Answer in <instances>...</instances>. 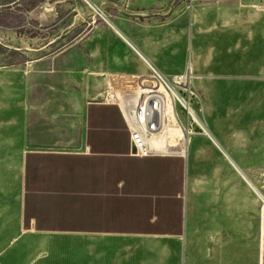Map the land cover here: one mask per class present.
<instances>
[{"label":"crops","instance_id":"1","mask_svg":"<svg viewBox=\"0 0 264 264\" xmlns=\"http://www.w3.org/2000/svg\"><path fill=\"white\" fill-rule=\"evenodd\" d=\"M86 1L121 5L122 0ZM19 2L35 5L34 0H0V9L16 15L12 23L0 22L9 40L33 30L44 37L43 45L77 27L81 32L69 37L48 63L27 71L0 68V136L9 135L3 127L10 123L9 102L16 107L12 122L19 136L16 162L1 168L0 264H248L250 189L263 205L264 195L236 165L224 136H260L251 119L243 126L242 110L234 111L228 101L212 103L209 132L203 126L209 138L194 136L192 152L189 146L180 152L166 150L174 146L172 135H180L173 115L167 135L156 141L158 151L137 156L121 110L102 98L108 85L126 88L149 76L151 66L167 76L186 72L187 66L179 73L185 57L170 59L179 42L156 19L161 15H102L97 23L76 24L59 37L79 13L80 0L57 4L55 23L42 31L26 20ZM136 9L128 10L154 11L146 3ZM196 41L193 37V74L198 69ZM59 54L65 69L51 83L65 96V110L61 106L49 117L61 118L65 134L49 147H26L27 72H50ZM223 76L216 72V84L223 83ZM78 102L79 122L66 117ZM9 218L14 224L8 229ZM260 223L259 264H264L263 208Z\"/></svg>","mask_w":264,"mask_h":264},{"label":"rangeland","instance_id":"2","mask_svg":"<svg viewBox=\"0 0 264 264\" xmlns=\"http://www.w3.org/2000/svg\"><path fill=\"white\" fill-rule=\"evenodd\" d=\"M171 1L130 0L127 3L126 0H122L121 5H127L130 10H137L136 5L146 3L154 11L165 12L169 10ZM99 5L100 3L97 2H88L89 9ZM76 10L81 12L82 7L77 5ZM102 15L113 19L117 15L124 14L109 9ZM172 15H175L174 19L171 18ZM156 19L160 21L161 25H168L173 33L175 32L174 37L179 44L173 48L174 51L171 53L170 59L176 62L185 57V67L179 73H182L186 66L188 68L192 62L193 64L195 62L194 56L191 54V47L193 37H196L198 69L194 70L192 82L194 96L190 99V103L196 117L208 132L211 104H225L227 101L230 102L231 107H234V111L242 110L246 114L241 125L245 126V121L249 124L250 118L255 128L259 129L260 136L224 137L230 145L236 165L244 169L248 179L264 195V0H179L169 16H158ZM99 20L98 17L88 19L90 25ZM80 30L81 28L77 27L69 36L60 41L43 44L47 47L33 51L22 48L42 47L41 41L44 37L41 38L37 32L26 31L25 38L22 37L23 32H18L17 37L9 40L8 31L0 28V39L5 41L9 47L20 48V50L6 48L0 43V68L7 67L27 71L34 69L39 63L46 61L48 63L50 56L65 47L69 42V37L78 36ZM11 35L13 36L14 33ZM182 41L184 47H182ZM218 71L224 74L223 77H219L223 83L216 84V72ZM121 87L123 86H118L116 91L119 92ZM107 90H109L108 86ZM165 96L169 102L172 101L166 94ZM10 104L14 103L9 102L10 123L8 127L3 126L4 131L8 129L9 135L0 136V152H3L0 155V186L3 164L9 165L13 161L16 162L19 139V136H16L17 128L12 122V119L15 118L16 107L10 106ZM174 108L180 135L177 132L172 135L173 139L170 144L174 146H168L166 150L182 152L189 146L192 152L194 136H205L207 139L209 136L200 129L178 101L174 102ZM185 129H191L193 134L188 136ZM8 186L11 187L10 182H8ZM249 201V248L244 255V261L248 264H259L260 221L264 205L251 189ZM2 212L0 209V217ZM9 220L11 225H6V227L13 228L14 220L12 218Z\"/></svg>","mask_w":264,"mask_h":264},{"label":"water","instance_id":"3","mask_svg":"<svg viewBox=\"0 0 264 264\" xmlns=\"http://www.w3.org/2000/svg\"><path fill=\"white\" fill-rule=\"evenodd\" d=\"M179 0H172L170 8L166 12H154V11H130L126 6L120 5L115 1H108L100 4L94 9H89L83 0H80L83 11L76 13L73 16V22L65 30L59 32L58 36H62L67 30L77 23L86 22V20L97 17L99 14L109 10L117 9L118 11L132 17H149V16H168L174 10L177 2ZM63 0H37L34 7H29L27 5H20L24 10L26 20L30 23H38V28L40 31L48 29L52 26L57 17L58 11L56 5L62 3ZM0 43L5 45L6 48H11L15 50H20L17 47H9L5 41L0 39ZM50 43V42H49ZM48 44V43H46ZM47 45H42L41 48L29 49L22 48L24 50L38 51L44 49ZM61 54L53 58L52 70L50 72H38L29 71L26 77V136L25 145L29 148L37 147H49L53 145L58 138H61L65 134V129L61 128L60 120L57 118L55 120L50 119V113L53 110L60 109L62 106L65 110V106L62 105L65 101V96L61 95L54 89L51 81L62 71H64V66L60 65ZM68 98H70L68 96ZM79 104V102H78ZM80 104L78 108L73 110L72 115L66 117L76 119L80 121Z\"/></svg>","mask_w":264,"mask_h":264},{"label":"built area","instance_id":"4","mask_svg":"<svg viewBox=\"0 0 264 264\" xmlns=\"http://www.w3.org/2000/svg\"><path fill=\"white\" fill-rule=\"evenodd\" d=\"M98 16H102V14ZM193 75L191 65L185 73L173 76H167L161 70L151 66L149 76L129 82L127 87L118 90L119 92L113 90L111 84L108 85L109 90L103 94L104 97L102 98L107 103L116 104L121 110L135 155L148 156L155 151L150 141L153 137L163 133V125H161L159 118L161 110H164L166 105L165 94L169 98L173 96L175 101L183 105L193 121L209 136L198 118H195L189 107L182 103V101H188L191 104L190 99L194 96L192 90ZM124 108L127 109V112H124ZM184 131L188 136L193 134L191 129ZM182 154L185 155L186 153Z\"/></svg>","mask_w":264,"mask_h":264},{"label":"bare ground","instance_id":"5","mask_svg":"<svg viewBox=\"0 0 264 264\" xmlns=\"http://www.w3.org/2000/svg\"><path fill=\"white\" fill-rule=\"evenodd\" d=\"M171 100H172L171 102H169L168 100L166 101V105L164 107V110H161V113H160L159 120H160L161 125H163V133L160 136H162L163 134L167 135V133H168L167 132V130H168V124H169L170 120H173L174 119L173 118V115L176 116V114H175V108H174V102L175 101H174L173 96H171ZM182 103L185 104V105H187V107H189V109L191 110L192 114L196 118L195 111L193 110L192 105L189 104L188 101H185V102L182 101ZM124 112H127V109L126 108H124ZM176 123H177V121H176ZM160 136L153 137L151 139V141H150V143L152 145V148L154 150H156V151H158V149L156 148L157 147L156 146V141H159L160 140V138H158ZM163 137L165 138V136H163Z\"/></svg>","mask_w":264,"mask_h":264},{"label":"flooded vegetation","instance_id":"6","mask_svg":"<svg viewBox=\"0 0 264 264\" xmlns=\"http://www.w3.org/2000/svg\"><path fill=\"white\" fill-rule=\"evenodd\" d=\"M36 1L37 0H34V2H35V5H36ZM84 1V3L88 6V4H87V2H86V0H83ZM27 5V6H29V7H34V6H31V5H28V4H25V3H23V2H19L16 6L18 7V8H20L21 10H23L22 9V7L20 6V5ZM23 13H24V10H23ZM14 14V12H12V11H9L8 9H6V8H2V9H0V22H2L3 24H8V23H12L13 21H14V18H15V16L16 15H13ZM76 14V13H75ZM74 16V15H73ZM11 17H13V18H11ZM72 22L74 21V20H71ZM76 21V24H84L85 22H83V23H77V21H78V19H76L75 20ZM71 22V23H72ZM86 22H87V20H86ZM70 24V23H69ZM75 24V25H76ZM37 31H40V30H38L37 29Z\"/></svg>","mask_w":264,"mask_h":264}]
</instances>
